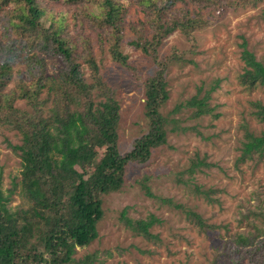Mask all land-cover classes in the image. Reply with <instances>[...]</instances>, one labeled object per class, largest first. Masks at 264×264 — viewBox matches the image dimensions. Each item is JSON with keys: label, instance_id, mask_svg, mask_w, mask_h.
<instances>
[{"label": "trees", "instance_id": "1", "mask_svg": "<svg viewBox=\"0 0 264 264\" xmlns=\"http://www.w3.org/2000/svg\"><path fill=\"white\" fill-rule=\"evenodd\" d=\"M263 2L0 0V131L8 128L15 132L20 144L10 148L21 161V178L6 191L0 165V264H97L96 252H80L98 236L103 199L122 191L129 165L146 164L153 150L166 144L170 123L161 113L169 98L166 77L170 66L183 58L174 52L159 59L164 39L178 32L194 42L193 33L211 26L224 11L254 8ZM57 6L79 7L81 23L85 19L90 32L79 27L70 34L65 19L51 11ZM131 9L139 16L127 21ZM125 29L133 37L130 46L149 57L156 70L142 82L148 131L134 140L130 151L120 154L116 91L101 77L92 36L99 50L107 51L114 63L133 71L128 56L120 51ZM47 59L58 60L60 68L48 74ZM240 59L239 86L247 91L264 87V65L244 48ZM209 98L207 92L184 106L192 110L195 119L212 115ZM19 103L23 106L16 105ZM250 114L264 124L260 102L251 104ZM239 127L242 133L235 168L263 163L264 133L255 134L246 122ZM201 167L208 165L195 158L188 173L193 175ZM138 183L151 197L147 177ZM194 192L211 200L198 186ZM12 193L18 197L14 207L9 206ZM164 202L178 210L198 234L217 229L193 209ZM256 208L241 213L234 229L225 227L227 240L222 251L215 249L213 259L206 264H264L262 202L258 201ZM120 220L127 231L153 247L142 253H157L162 241L151 231L160 224L157 218L149 215L134 220L122 213Z\"/></svg>", "mask_w": 264, "mask_h": 264}, {"label": "rangeland", "instance_id": "2", "mask_svg": "<svg viewBox=\"0 0 264 264\" xmlns=\"http://www.w3.org/2000/svg\"><path fill=\"white\" fill-rule=\"evenodd\" d=\"M51 11L65 19L70 34L79 27L90 32L85 19L81 23L79 7L57 6ZM138 16L137 11L131 9L127 21ZM192 37L194 42L174 32L159 48V59L174 52L183 58L170 66L166 77L169 98L161 109L170 123L166 144L153 150L146 164L129 165L122 191L103 199L104 216L97 225L98 236L80 252V255L96 252L97 264H206L213 259L215 249L222 251L227 240L225 227L234 229L240 214L257 210L258 201L264 206V162L255 166L250 162L235 168L242 133L240 124L248 123L255 134L264 133V124L250 114L252 103L264 105V87L247 91L237 81L243 68L240 59L243 48L264 65V2L254 8L226 10L211 26L194 32ZM92 39L101 77L116 91L120 113L117 146L119 153L124 154L132 149L135 139L148 131L142 107V82L154 74L156 66L149 57L130 46L133 37L127 29L120 51L128 56L133 71L114 63L107 51L99 50L94 36ZM46 62L48 74L60 68L58 60L47 59ZM81 68L87 76L86 68ZM207 92L215 117L192 118V110L186 108L185 103ZM16 105L23 106L22 103ZM179 105L183 106L177 108ZM18 144L14 131L1 129L4 191L15 187L21 178V161L10 148ZM195 158L204 160L208 167L196 169L190 175L188 169ZM143 177H147L151 197L145 195L138 183ZM197 186L209 194L210 201L194 192ZM164 201L193 209L217 229L206 235L198 234L178 210ZM17 204L18 197L12 193L9 206ZM122 213L129 219L153 215L160 221L151 230L159 234L162 241L156 254L142 253L153 247L124 228L120 220Z\"/></svg>", "mask_w": 264, "mask_h": 264}]
</instances>
